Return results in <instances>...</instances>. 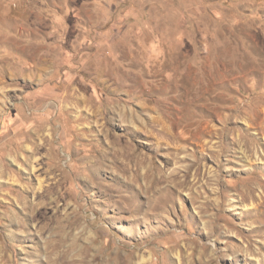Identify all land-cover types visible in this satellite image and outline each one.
I'll list each match as a JSON object with an SVG mask.
<instances>
[{
  "label": "rangeland",
  "instance_id": "obj_1",
  "mask_svg": "<svg viewBox=\"0 0 264 264\" xmlns=\"http://www.w3.org/2000/svg\"><path fill=\"white\" fill-rule=\"evenodd\" d=\"M0 264H264V0H0Z\"/></svg>",
  "mask_w": 264,
  "mask_h": 264
}]
</instances>
